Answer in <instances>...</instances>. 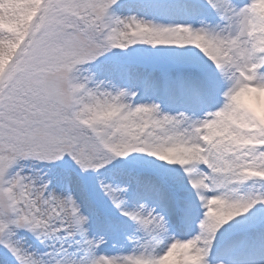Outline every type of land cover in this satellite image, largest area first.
Segmentation results:
<instances>
[{"label":"snow or ice","instance_id":"obj_1","mask_svg":"<svg viewBox=\"0 0 264 264\" xmlns=\"http://www.w3.org/2000/svg\"><path fill=\"white\" fill-rule=\"evenodd\" d=\"M0 264H264V0H0Z\"/></svg>","mask_w":264,"mask_h":264},{"label":"rangeland","instance_id":"obj_2","mask_svg":"<svg viewBox=\"0 0 264 264\" xmlns=\"http://www.w3.org/2000/svg\"><path fill=\"white\" fill-rule=\"evenodd\" d=\"M253 102H255V101H253Z\"/></svg>","mask_w":264,"mask_h":264}]
</instances>
